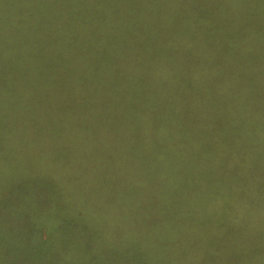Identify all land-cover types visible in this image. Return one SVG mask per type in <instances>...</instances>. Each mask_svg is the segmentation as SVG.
Wrapping results in <instances>:
<instances>
[{"label":"trees","instance_id":"trees-1","mask_svg":"<svg viewBox=\"0 0 264 264\" xmlns=\"http://www.w3.org/2000/svg\"><path fill=\"white\" fill-rule=\"evenodd\" d=\"M246 1L0 0V109L69 111L0 142V200L105 219L112 264H160L140 241L166 264H264V122L140 141V109H264V0Z\"/></svg>","mask_w":264,"mask_h":264},{"label":"rangeland","instance_id":"rangeland-1","mask_svg":"<svg viewBox=\"0 0 264 264\" xmlns=\"http://www.w3.org/2000/svg\"><path fill=\"white\" fill-rule=\"evenodd\" d=\"M261 4L264 6L263 2ZM251 5H254L252 0L245 2V8ZM218 38L220 39V36ZM218 42L220 46L223 44L220 40ZM251 42L255 44V41ZM249 93L250 101L263 102L264 106V79L261 83L255 78ZM51 110L56 113L53 114ZM65 110L0 109V142L12 141L16 135L26 131L33 130L41 133L44 125L51 126V123L56 125L53 117L68 116L69 111L65 112ZM103 110L109 114V109ZM116 110L127 113L128 109ZM262 112L264 109H140V141L160 142V133L173 132L178 125H183L185 132L189 135L196 137L201 135L205 139H211L213 134L211 130H216L219 135L220 132L232 131L241 126H263L262 124L253 125L257 120L264 122V118H259ZM161 139L174 141L175 137H172L169 132ZM182 140L200 139L182 138ZM222 140H237V138H222ZM153 193H158V189H154ZM151 205L152 210L156 211L158 204L153 201ZM31 216L32 213L27 204L0 200V264H112L113 255L118 253L112 251V224L105 219L86 224H73L58 219L44 221ZM39 224L40 229L33 228ZM69 225H78L77 230L89 232L92 235L90 251H81L78 248L84 244V241L76 239L77 227ZM67 226L72 229V232L67 229ZM32 235L34 238L39 235L42 243H34ZM142 235L143 232L140 229V239ZM233 240L238 242L235 234H233ZM139 247V254L157 263L166 264L164 257L155 247L145 248L141 241ZM84 255L86 258H82ZM207 261L201 260L200 264H207ZM140 264H143L142 259ZM231 264L236 263L233 261ZM246 264H255V262L250 259Z\"/></svg>","mask_w":264,"mask_h":264}]
</instances>
